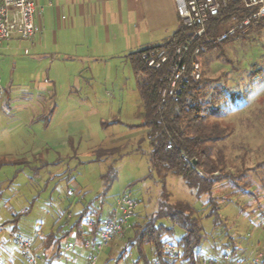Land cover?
Masks as SVG:
<instances>
[{"label": "rangeland", "instance_id": "374dc122", "mask_svg": "<svg viewBox=\"0 0 264 264\" xmlns=\"http://www.w3.org/2000/svg\"><path fill=\"white\" fill-rule=\"evenodd\" d=\"M230 24L221 25L218 35ZM243 36L197 60L201 74L211 80L213 106L221 111L213 121L230 133L218 148L230 161L232 180L218 183L212 195L220 204V228L226 235L204 217L206 197L198 199L181 177L170 175L165 181L171 202L185 201L199 211L204 259L229 253L232 248L224 246L229 238L240 258L264 255V23ZM8 45L0 51V224L12 230L10 221L18 217L14 233L24 238L36 230L42 237L52 229L66 230L84 205L94 201L101 206L95 199L103 195L102 176L114 163L118 178L102 198L104 215L122 193L137 202L136 215L124 238L105 250L100 264H135L136 247H129L120 260L121 254L133 235L131 226L156 212L163 183L151 172L148 130L140 127L143 105L130 62L105 59L82 67L75 56L50 47L33 48L17 39ZM99 149L116 152L97 162ZM233 180L249 193H233L242 192ZM42 239L34 248L45 264ZM0 241V264H28L11 237ZM69 242L75 250L64 249L68 262L58 264H69L84 252L74 239ZM144 252L150 259L149 245Z\"/></svg>", "mask_w": 264, "mask_h": 264}, {"label": "trees", "instance_id": "16d2710c", "mask_svg": "<svg viewBox=\"0 0 264 264\" xmlns=\"http://www.w3.org/2000/svg\"><path fill=\"white\" fill-rule=\"evenodd\" d=\"M233 10L234 7H231L224 13L223 17L212 19L207 25L205 36L192 40L190 52L187 54L189 68L193 62H198L199 56L218 50L221 52L225 45L237 38L244 37L243 34L249 33L250 30L246 33H237L223 42L216 41L219 28L222 24L229 22ZM263 23L264 19L255 27H259ZM192 38V31L180 24L176 33L161 46L135 51L127 56L143 105L140 127L148 130L151 172H155L161 179L163 194L154 215L143 223L138 222L131 226L133 235L127 240L120 260L123 259L129 247H136L139 251V260L135 264L141 262L154 264L155 261H159L161 264H176V262L168 260L163 253L164 246L169 243L179 248L183 264H197L199 262L200 258L196 255V250L201 248L204 239V228L199 217V211L188 202L170 201V195L166 193L165 184L170 175L181 177L198 199L206 197L208 213L204 217L214 220V227L220 229V231L217 230L220 234L226 235L227 232L220 228L222 226L219 216L220 204L212 195L218 183L232 180L227 172L230 161L218 148V145L225 141L230 133L227 127L221 126L215 120L213 121V118L221 116V111L213 106L214 93H209L211 80L207 79L204 74H201L198 80L189 78L179 95L164 98L162 92L165 88L170 62L156 69L149 67L146 61L142 59L143 53L149 50L173 49ZM197 49H200V54L195 56L194 52ZM115 152L114 149H99L96 152L95 161L107 159ZM113 164L109 166L108 172L102 176L105 183L103 195L95 199L101 201V206L96 207L92 201L83 206L77 215L76 222L66 230L60 227L43 235L41 248L44 258L46 257L45 264H58L59 261L63 260L64 245L71 238L80 245L85 242L86 229L83 226V218L93 208L97 210L96 223L93 227V235L96 236L101 218L105 216L102 198L107 195L118 178ZM232 185L242 191H234L235 194L249 193L247 189L238 185L234 180ZM68 212L69 208L67 209ZM17 222L18 217L10 221L11 224L15 225L12 229L13 232L17 228ZM3 225L6 226V224ZM147 245L151 247L150 259L144 252V247ZM224 246L232 248V256L238 257L233 239L229 238Z\"/></svg>", "mask_w": 264, "mask_h": 264}, {"label": "built area", "instance_id": "2783aa9c", "mask_svg": "<svg viewBox=\"0 0 264 264\" xmlns=\"http://www.w3.org/2000/svg\"><path fill=\"white\" fill-rule=\"evenodd\" d=\"M175 3L181 24L192 31L193 38L176 48L152 49L142 55V59L152 68L158 69L170 62L162 92L164 98L179 95L189 78L200 79V65L193 62L189 68L187 54L190 52L192 40L205 36L207 25L212 19L223 17L229 8L234 7L229 18L232 24L218 35L217 42L226 41L237 33H246L264 19V0H175ZM39 9L33 0H0V51L8 47L13 39L31 41L42 32V28L36 24ZM199 54L200 49L195 50L194 55ZM0 93H4L1 80ZM73 196V192L69 191L68 197ZM136 207L137 202L128 193L119 195L113 208L101 218L96 236L93 235V227L96 223L97 210L93 208L88 212L83 218V226L86 229L85 242L82 244L85 252L83 264H100L102 255L109 245L124 238L131 219L136 215ZM71 217L70 215L69 219ZM0 236V240L11 237L23 251L28 264H43L34 248L36 241L42 238V232L39 230L35 231L33 237L24 238L0 224ZM1 243L0 241V246ZM75 247V243L68 241L64 249L73 251ZM163 253L171 262L183 264L182 254L174 244H166ZM196 255L200 258L197 264H264L263 254L240 258L233 257L230 251L218 259H204L201 248H198ZM154 264L161 263L155 261Z\"/></svg>", "mask_w": 264, "mask_h": 264}, {"label": "crops", "instance_id": "0c3cea01", "mask_svg": "<svg viewBox=\"0 0 264 264\" xmlns=\"http://www.w3.org/2000/svg\"><path fill=\"white\" fill-rule=\"evenodd\" d=\"M33 1L40 8L36 24L42 32L17 42L75 56L82 67L105 59L128 60L132 52L161 46L181 24L175 0ZM83 254L69 264H83Z\"/></svg>", "mask_w": 264, "mask_h": 264}]
</instances>
